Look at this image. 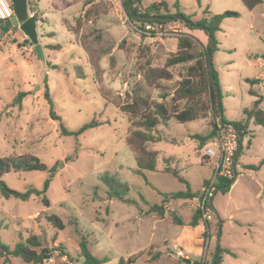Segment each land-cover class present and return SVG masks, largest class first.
I'll use <instances>...</instances> for the list:
<instances>
[{"label": "rangeland", "instance_id": "rangeland-1", "mask_svg": "<svg viewBox=\"0 0 264 264\" xmlns=\"http://www.w3.org/2000/svg\"><path fill=\"white\" fill-rule=\"evenodd\" d=\"M161 1L170 5L172 13L179 12L194 23L227 11L239 14L238 18L225 19L215 34L217 45L211 69L219 83L221 119L247 126L242 160L259 166L264 160V127L257 125L245 111L252 110L259 100L258 108L264 113V3L251 12L241 0H200L201 6L197 0H144V3ZM83 4L84 0H40L47 23L38 21L39 42L44 47L50 46L45 47V60L37 57L29 38L16 44L13 31L0 37V157L33 154L49 170H54L52 174L11 172L2 176L0 180L20 192L29 187L43 190L44 182L51 175L52 178L45 193L49 207L43 203V197L24 202L0 194V240L14 249L29 235H37L44 247L58 249L44 264H84L80 250L84 238L95 258H107L103 264H119L139 252L142 255L132 264H186L177 257V250L182 247L174 245L176 235L184 228L176 225L172 201L163 204V198L188 189L196 191L213 174V162L201 164L204 148L200 150L190 138L207 135L213 116L189 123L173 119L158 126L155 135L161 136L162 141L154 148L166 157H176L178 162L171 166L186 179L182 183L161 171L167 160L163 157L158 171H145L144 176L135 173L137 163L126 145L128 120L119 107L124 105L127 93L135 92L170 108L180 77L161 80L157 88L140 73V66L151 60L152 67H162L177 50L182 34L195 37L205 47L209 46V37L203 30L190 29L178 21L163 25L169 34L163 41H156L139 31L140 23L131 22L117 0L112 6L114 25L110 34L98 24H95L98 27L78 24L75 17ZM207 9L209 14H205ZM101 12L98 6L97 20ZM66 23L73 25L77 41L88 57L97 66L100 63L106 66L109 71L106 81L101 73L95 75L91 71L87 55L75 43ZM50 33L55 36L46 35ZM53 45L62 47L56 50L51 48ZM247 79L260 82L252 84ZM127 81L131 83L129 89L125 86ZM46 92L59 121L50 115ZM21 95L24 96L18 102ZM92 122L99 126L79 135L62 134L61 125L75 133ZM261 169L264 174V166ZM240 171L243 172L238 166L239 175ZM106 174L129 188L128 202L112 197L102 180ZM245 179L240 175L236 181L232 193L237 201L245 199L241 192L246 189L241 186ZM225 194L228 197L229 193ZM223 195L217 193L216 202L222 199L227 208L231 207L233 202L223 199ZM154 205L163 206L164 218L152 212ZM46 215L60 217L65 229L58 230L47 221ZM0 264L28 263L14 257L5 263L0 254Z\"/></svg>", "mask_w": 264, "mask_h": 264}, {"label": "trees", "instance_id": "trees-1", "mask_svg": "<svg viewBox=\"0 0 264 264\" xmlns=\"http://www.w3.org/2000/svg\"><path fill=\"white\" fill-rule=\"evenodd\" d=\"M122 8L126 12L131 22H139L140 25L157 23L160 25H167L170 22L158 21L154 19L139 20L134 17L130 12V6L137 15H145L149 17H164L172 18L176 15H182L179 12L172 13L170 5L165 2H156L141 11L142 0H120ZM248 10H253L256 6L260 5L262 0H241ZM11 4V1H9ZM199 6L200 0H197ZM12 5V4H11ZM28 8L32 16L37 21L45 22V19L41 17V14L37 8V2L35 0H28ZM205 14H209V9L205 11ZM87 16V14H86ZM86 16L79 17V25H81L86 19ZM189 22L194 23L189 17L184 16ZM237 12L227 11L224 14H217L213 16H207L204 19L194 23L200 24L207 29V33L215 36V34L221 30L223 21L227 18H238ZM190 28V27H189ZM192 29V28H190ZM139 30H143L140 26ZM9 31L16 32L17 27L7 28L5 22L0 21V37L6 35ZM51 36H55L54 33ZM144 36V35H143ZM209 37V36H208ZM16 42V41H15ZM217 42L212 45L209 38V48L202 45V43L195 37L189 34H182L178 38V48L174 53H171L165 60L162 67H152L151 60H147L142 66H140V73L149 82L151 86H159L161 80H172L174 77L179 76L177 88L175 89L174 96L172 98V106L169 108L163 102H157L148 98L137 96L136 93L126 94V101L123 106L119 107L128 120V130L126 135V145L133 153L137 163V169L135 173L143 175L145 171L156 172L158 171V163L160 160L161 152L153 149L154 144L162 141L161 136H157L158 126L160 124L167 123L168 121L175 119L179 123H189L198 120L208 119L210 115L213 116L210 122L211 130L207 135H194L191 138L197 143L198 148L202 150L204 146L215 136L217 126V120L225 122L232 126L237 127L239 134L245 135L247 126H243L239 123H228L221 119L222 109L218 102L217 87H219L216 73L211 69L209 56L215 51ZM61 45H53L52 49H61ZM47 48H50L47 47ZM178 70V72H176ZM250 83L258 82V80L247 79ZM159 88V87H157ZM252 93V91H251ZM24 95L18 97L17 101L20 102ZM46 98L50 104V115L52 119L59 121L60 118L54 111V103L50 98L48 92H46ZM184 103V105H182ZM258 100L255 103V107L252 110H247L245 113L254 118L255 123L264 127V113L258 108ZM99 126V123L92 122L86 125L78 132H71L61 125L63 135H79L89 128ZM165 167L162 170L164 173H169L175 176L180 182L186 183V181L180 176L179 171L172 168L170 159L165 160ZM263 163V161H262ZM247 169L257 170L259 166H248ZM54 170H49L47 165L42 162L40 158L33 154L22 155H10L6 157H0V179L3 175L11 172H41L51 173ZM52 175L44 182L43 190H39L34 187H29L25 192L17 191L7 185L6 182L0 180V194L6 199H17L21 201H29L32 197H43V203L49 207L50 202L45 197V193L50 186ZM102 180L108 185L111 190L112 197H117L122 201L128 202L126 194L129 192V188L121 184L114 177L105 175ZM231 180H221L218 184V188H225L229 185ZM196 194H193L190 189L186 192H177L166 194L163 198V204L171 202L172 200H188L192 199ZM152 212L159 214L164 218V210L162 205H154ZM46 219L58 230L65 229V224L60 217L56 215H46ZM176 222L180 225L183 223L181 220L176 219ZM200 216L197 213L190 226L196 227L200 224ZM57 248L64 249L59 246ZM81 255L85 258L84 264H103L107 261V258L97 259L87 248V241L84 238L80 243ZM58 251L55 248H47L42 245L37 235H29L28 238L11 249L0 240V254L5 258V263H8L12 257L21 258L28 264H44L53 258L54 253ZM226 251L219 247L216 256L215 264H222V255ZM66 256L65 252H61ZM142 255V252L135 254L128 258V260H121L119 264H132ZM194 264H207L206 260L200 258L194 262Z\"/></svg>", "mask_w": 264, "mask_h": 264}, {"label": "crops", "instance_id": "crops-1", "mask_svg": "<svg viewBox=\"0 0 264 264\" xmlns=\"http://www.w3.org/2000/svg\"><path fill=\"white\" fill-rule=\"evenodd\" d=\"M35 1L37 2V8L41 14V17L44 18L45 22L47 23V17L40 9V0ZM117 1L120 2V0ZM262 1L263 2L260 5L264 3V0ZM114 2H116V0H84L82 11L77 17H75V20L79 17L86 16L87 14L86 19H84L83 21L84 26H99V28L104 30V32L110 33L112 32V27L114 25L113 19L111 17L112 6ZM149 5L151 4H145L144 0H142L141 11H144V9ZM260 5L256 6L253 10H255ZM98 6H100L102 9L99 20H97L96 18V9ZM30 15H32L31 12ZM95 24H98V26ZM66 26H68L69 33L74 35L75 43H77L78 46H80V48L83 49L86 54L84 47L77 41V32H75V30L71 27L73 25L66 23ZM38 27L39 22L37 21V30ZM11 32L12 31H9L8 33ZM51 34L52 33L46 35L51 36ZM129 34L130 33L128 32L126 35L128 36ZM14 38L17 39L16 44H19L21 40H27L28 37L21 30H17L14 34ZM45 47L43 46L44 50ZM87 59L89 60L91 71L95 75L97 73H101V78L106 81L107 75L109 74L106 66H103V64L101 63L97 66L94 60L88 57V55ZM257 80L258 82H260L259 79ZM125 86L127 89H129L131 83L127 81ZM191 137L192 136H190V138ZM242 141H240L241 149L236 161L238 163V166H241V169L243 170V172L240 171L241 175L246 177L245 181L241 184V186L243 185L246 187L244 191H241L244 193L243 197L245 199L239 198V200L237 201V196H233L232 192L236 188V181L238 179L233 183L228 191L223 192L224 197L222 198L228 199V201L233 202V205L231 207L227 208V206L224 205V201L222 199L219 200V202H216L217 196L214 198L213 208L215 212L216 222L210 227L209 236L211 241L207 249L205 244V238L207 234L205 225L200 220V224L198 226H190V222H192L193 217L197 214V212L189 203L191 199L176 201L172 200V208L175 212L174 216L176 219L181 220V222L183 223L182 225L178 223L176 225L182 226L184 228V230L180 231L178 235H176L177 243L174 245H180L183 248H181V250H183L186 256L190 257L193 262L200 258H204L207 264H214L215 257L218 253V248L221 247L226 251L222 255V264H264V174L262 173L263 171L261 169V167L264 166V160L263 163L261 161L257 170L247 169L246 167L253 165L247 164L242 160ZM155 145L156 144H154V146ZM154 146L153 149H155ZM161 157H163V159H172V166H175V164L178 162L176 157L173 156L166 157L161 154L160 158ZM205 162L211 163L210 161L204 159V162H201V164H204ZM211 176L205 178L199 184L196 191H192L191 189L190 191L193 194H196L199 189L205 183H207ZM183 179L186 181L185 178ZM227 192L229 193V195L228 197H225V193Z\"/></svg>", "mask_w": 264, "mask_h": 264}, {"label": "built area", "instance_id": "built-area-1", "mask_svg": "<svg viewBox=\"0 0 264 264\" xmlns=\"http://www.w3.org/2000/svg\"><path fill=\"white\" fill-rule=\"evenodd\" d=\"M14 16V10L8 0H0V21L5 22ZM141 33L153 36L156 41H163L169 34L163 25L143 24ZM217 130L215 136L204 146V159L214 163V171L210 179L205 183L189 202L192 208L199 214L202 223L206 227L205 244L206 249L210 244V227L216 222L213 208V200L218 193V184L221 180L236 181L239 175L237 170V156L240 153L241 142L239 132L232 125H225L220 120L216 122ZM177 249V248H175ZM177 257L186 264H194L183 250H177ZM203 260H205L203 258Z\"/></svg>", "mask_w": 264, "mask_h": 264}, {"label": "water", "instance_id": "water-1", "mask_svg": "<svg viewBox=\"0 0 264 264\" xmlns=\"http://www.w3.org/2000/svg\"><path fill=\"white\" fill-rule=\"evenodd\" d=\"M11 4H12L13 10H14V16L11 19L5 21V27H7V28L17 27L19 30H21L30 39L32 44L35 46L34 50L37 54V57L41 60H45L44 49H43V46L39 42L38 30H37V20L34 16L30 15V11L28 8V0H11ZM129 9H130L131 14L139 20L154 19V20L165 21V22L181 21V22L185 23L190 28L201 29L207 33V29L204 28V26H202L200 24H194V23L189 22L183 15H176L172 18L149 17V16H145V15H137L133 11L132 6H130ZM208 36L210 38L211 44L214 45L215 44L214 36H212V34H210V33H208ZM209 61H210V65L212 67V55L209 56ZM217 96H218V102L220 105V109H222L221 102H220V89H219V87H217ZM223 123L225 125H230V124H227L225 122H223ZM233 127L237 130V127H235V126H233ZM239 137H240V141H242L243 136L239 135ZM234 182L235 181L233 180L229 183V185L227 187L219 188L218 193H223V192L228 191ZM215 263H216V257L214 260V264Z\"/></svg>", "mask_w": 264, "mask_h": 264}]
</instances>
